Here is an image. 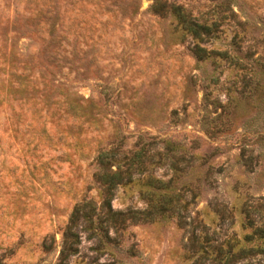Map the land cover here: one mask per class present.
Wrapping results in <instances>:
<instances>
[{"label":"rangeland","instance_id":"1","mask_svg":"<svg viewBox=\"0 0 264 264\" xmlns=\"http://www.w3.org/2000/svg\"><path fill=\"white\" fill-rule=\"evenodd\" d=\"M169 2L209 32L153 0H0L1 263L58 264L99 154L143 149L112 207L165 211L79 226L67 264H264V0Z\"/></svg>","mask_w":264,"mask_h":264},{"label":"trees","instance_id":"2","mask_svg":"<svg viewBox=\"0 0 264 264\" xmlns=\"http://www.w3.org/2000/svg\"><path fill=\"white\" fill-rule=\"evenodd\" d=\"M151 10L159 15H166L169 12L174 14L179 22L191 31L195 36H201L202 33L209 32V26L199 23L182 5L169 0H153ZM52 32L55 30L52 28ZM55 32V31H54ZM199 47V46H198ZM198 50H203L200 47ZM131 155L125 153L123 158L113 167L117 161V151L115 149L102 151L98 156V164L100 170L96 173V179L100 182L103 191V200L97 205L94 200L85 201L75 206L69 222L63 232V246L60 251L59 263L67 264L69 258L76 253L78 240L75 230L82 225L93 231H100L108 239L110 229L118 233L127 227L128 221H145L153 220L154 216L163 213L166 204L162 199L151 203L150 207L145 211H115L112 207V200L116 188L131 181L134 171L145 170V152L143 149L139 151H131ZM155 187H161L160 180L149 178ZM168 194H160V197L167 198ZM260 238H264V227H259L254 231ZM70 237V238H69ZM75 237V238H74ZM253 237V235L249 236ZM70 239V240H69ZM253 248H243L242 253L252 251ZM264 250V248H262ZM0 264H4L1 263Z\"/></svg>","mask_w":264,"mask_h":264}]
</instances>
